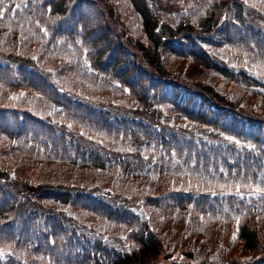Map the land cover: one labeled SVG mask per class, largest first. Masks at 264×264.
I'll return each mask as SVG.
<instances>
[{
  "label": "trees",
  "instance_id": "16d2710c",
  "mask_svg": "<svg viewBox=\"0 0 264 264\" xmlns=\"http://www.w3.org/2000/svg\"><path fill=\"white\" fill-rule=\"evenodd\" d=\"M156 1L0 0V56L27 62L0 63V171L25 194L44 184L31 212L0 184V264H264V0ZM64 213L102 235L144 230L113 251Z\"/></svg>",
  "mask_w": 264,
  "mask_h": 264
},
{
  "label": "rangeland",
  "instance_id": "374dc122",
  "mask_svg": "<svg viewBox=\"0 0 264 264\" xmlns=\"http://www.w3.org/2000/svg\"><path fill=\"white\" fill-rule=\"evenodd\" d=\"M148 2L150 4L152 2H154L155 4L158 3V1H156V0H148ZM121 33H123V32H121ZM137 46L142 48V46L139 45V44H137ZM0 63H3L5 65H9V66L27 65V62H24V60L18 59L16 57H13V58L5 57L4 58V57L0 56ZM69 79L73 80L74 83H78L79 82L78 79L75 80V79L71 78L70 76H69ZM71 84L72 83H70V82H63V79H62V86L63 87H61V88L65 89L67 91L69 90V92H71V93L80 95L79 89L77 87L71 88ZM84 93H86V89H85ZM2 97H4V94L0 91V104H2L0 106H5L8 102L7 101H2ZM30 97H31V95H30ZM37 98L39 99V97H37ZM261 100H263V99H261V98L258 99L257 98L256 107L255 108L252 107V109H254L255 111H258L260 113H264V109H261V107H262V101ZM27 104L28 103H26L23 106V108L28 109L27 108ZM109 110L111 112L123 113L122 110L118 109V108L110 107ZM137 115L140 118H143V119H146L147 116H149V118H151L152 120H155L154 118L159 116L158 113L154 109H149V110L143 111L141 113L139 111V112H137ZM260 117L262 118V115H260ZM260 117L253 116V118H255V119L260 118ZM63 121H65L64 118H62L60 116H57L54 125H56V124L60 125V123L63 124ZM62 128L63 129H61V130L64 133H66L67 135L73 137L75 140L84 143L88 147L86 149L92 150V152L100 154L101 155L100 158L104 159V157L105 158L109 157L107 155L108 150L102 151L101 150V148H102L101 146L93 144V143L86 142V140L81 139V136H83L82 135L83 132H81V131H76V132L71 131V129H69L70 125H62ZM126 162L129 165V167H135L137 165V159L134 158V157L126 158ZM89 171L97 172V170L95 168H91V169H89ZM102 172L103 171H100V173H102ZM2 174H5V173L0 171V184H1L2 187H4L5 190H7L10 193V195L13 197V199L15 198L17 200V208H18L19 211L31 212V211H34V210L35 211L40 210L39 203H38V201L36 199L37 198L36 194L39 191L44 190V188H43L44 184L43 183H37L36 181H32L33 183H30V185L34 189L29 188L30 191H28V194H25L27 192L23 193V192H21L19 190V189H22L23 187H21L20 185H15L13 183V181L10 179V177L6 178L5 176H2ZM103 175L104 176L102 177V179L106 180L109 177L110 174H106V172H103ZM100 184L103 185V186H106L105 184H107V183L105 181H103V182H100ZM95 185H96V183L93 182V184L82 185V186H91V187H93ZM11 187H13V188H11ZM123 195H125V194H123ZM97 196L101 197L102 200H104L105 202H107L109 204L117 205L122 210L131 211L132 209H135L137 211V213L139 214L140 218H143V215L141 213H139L138 209L133 208L132 206H134V205L132 203H130L127 199H125L126 202H127V204H125L122 197H120V196H118L116 194L110 193V192H106V191H99V194H97ZM32 197H35V200ZM82 215H83V218L86 219L84 213H82ZM97 215H99V211L97 212ZM60 217H61L64 225H70L71 229H76L80 234H83L84 238H90V240H92L94 242H99L103 246H107L108 249H117V250H120V248L124 249L126 247V243L129 245L128 241L126 240V236L127 235L128 236L131 235V234L140 235V234L143 233V230H144V227L142 226V224L138 220H136V221H132V222H129V223L112 225L111 228L112 229H117V232H115L114 235H102V234H99V233H97L95 231H92L91 228L90 229L86 228L88 226L83 227V226L77 225V223L73 219V217L69 216V215H66L65 213H64L63 216H60ZM57 232L59 234V238L60 239L62 238V236L64 234H66V233H61L59 230H57ZM0 241H1V236H0ZM184 250H188V249H184ZM178 252L180 253V255L182 254L180 250H178ZM41 264H46V261L45 260L42 261Z\"/></svg>",
  "mask_w": 264,
  "mask_h": 264
},
{
  "label": "snow or ice",
  "instance_id": "6c2138e0",
  "mask_svg": "<svg viewBox=\"0 0 264 264\" xmlns=\"http://www.w3.org/2000/svg\"><path fill=\"white\" fill-rule=\"evenodd\" d=\"M245 3H247V0H245ZM253 7L255 6V5H252ZM17 7H20V5H17ZM49 11H51V9H49ZM35 58V57H34ZM86 63H87V61H86ZM238 143V142H237ZM237 188H239V186H237ZM254 192L255 193H257V194H261V195H264V188H260V187H256L255 189H254ZM239 221L237 220V223H238ZM233 239H235V235H233ZM0 255H3V253H0Z\"/></svg>",
  "mask_w": 264,
  "mask_h": 264
}]
</instances>
